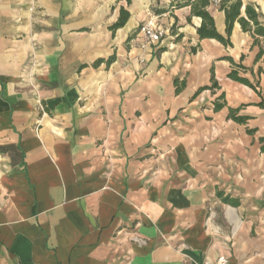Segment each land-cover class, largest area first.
Wrapping results in <instances>:
<instances>
[{
	"label": "crops",
	"instance_id": "1",
	"mask_svg": "<svg viewBox=\"0 0 264 264\" xmlns=\"http://www.w3.org/2000/svg\"><path fill=\"white\" fill-rule=\"evenodd\" d=\"M186 1L0 0V264H264V108L228 77L264 92V38Z\"/></svg>",
	"mask_w": 264,
	"mask_h": 264
},
{
	"label": "trees",
	"instance_id": "2",
	"mask_svg": "<svg viewBox=\"0 0 264 264\" xmlns=\"http://www.w3.org/2000/svg\"><path fill=\"white\" fill-rule=\"evenodd\" d=\"M128 2L130 0H127ZM211 0H188L184 3L177 4L176 7L180 8L183 6H190L192 9V16L198 17L202 19L201 26L197 29V33L200 37V40L204 39H214L223 44L224 46H231L230 36L232 34V30L235 23H239L243 32L250 33L254 38L255 42H259V38H264V23L262 19H264V15L259 14L256 8L252 4H246L242 0H222L219 4V10L225 13L226 18V37L222 36L218 33L215 26V21L208 8L211 6ZM244 9V15H242V9ZM129 18V14L124 10L121 11V17L118 23L115 25L114 29L121 28L125 25L126 21ZM191 19H189L190 21ZM264 52L261 51V56ZM258 56V57H259ZM113 61V58L110 59V63ZM232 61V60H231ZM233 65L234 62H232ZM242 70H246V68L242 66H237ZM230 79L244 84L254 91L258 93L261 97V102L259 104L260 107L264 108V92L262 90H258L257 86H254L250 81L246 78H241L238 75L237 70H232L228 76ZM218 84L214 82L213 88H217ZM224 97L221 96L219 100H222ZM224 104L216 103L215 109L220 110ZM239 110H231V117L238 123H245L247 121V117L236 116V113ZM262 143L264 140H261ZM264 151V147L262 149Z\"/></svg>",
	"mask_w": 264,
	"mask_h": 264
},
{
	"label": "built area",
	"instance_id": "3",
	"mask_svg": "<svg viewBox=\"0 0 264 264\" xmlns=\"http://www.w3.org/2000/svg\"><path fill=\"white\" fill-rule=\"evenodd\" d=\"M213 4L219 5L222 0H211ZM140 33L148 43H158L164 36L163 29L152 20L140 26ZM214 264H229L228 259L222 256Z\"/></svg>",
	"mask_w": 264,
	"mask_h": 264
},
{
	"label": "rangeland",
	"instance_id": "4",
	"mask_svg": "<svg viewBox=\"0 0 264 264\" xmlns=\"http://www.w3.org/2000/svg\"><path fill=\"white\" fill-rule=\"evenodd\" d=\"M242 1L243 3H246V4H252L256 8L259 14H262V15L264 14L262 13V8H261V3L262 2L264 3V0H242ZM262 22L264 23V19H262Z\"/></svg>",
	"mask_w": 264,
	"mask_h": 264
}]
</instances>
